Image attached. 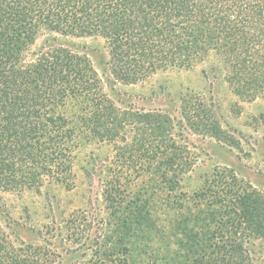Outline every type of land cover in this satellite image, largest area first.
I'll return each mask as SVG.
<instances>
[{"label": "trees", "instance_id": "1", "mask_svg": "<svg viewBox=\"0 0 264 264\" xmlns=\"http://www.w3.org/2000/svg\"><path fill=\"white\" fill-rule=\"evenodd\" d=\"M43 32L101 40L103 75L54 37L35 48ZM210 59L235 96L264 99V0H0V189L72 188L75 151L110 144L106 217L90 235L92 224L76 212L60 232L86 234L81 249H67L82 250L79 264H133L136 232L147 235L160 214L176 216L175 234L183 228L181 251L163 264H254L249 246L264 243V192L220 166L199 189L181 188L196 163L184 131L241 150L214 111L184 95L173 118L117 107L104 92L103 83L137 84ZM48 246L15 243L0 224V264H54Z\"/></svg>", "mask_w": 264, "mask_h": 264}, {"label": "rangeland", "instance_id": "2", "mask_svg": "<svg viewBox=\"0 0 264 264\" xmlns=\"http://www.w3.org/2000/svg\"><path fill=\"white\" fill-rule=\"evenodd\" d=\"M53 37L85 55L98 74L103 75L101 70L106 57L101 40L65 38L43 32L35 48L46 38ZM212 62L214 60L210 59V62L189 70L160 71L137 84L103 83L104 92L117 107L162 111L173 118L179 117L182 96L199 97L214 111L222 127L239 141L241 150L184 131L196 163L192 172L184 178L182 191L191 193L199 189L203 176L213 167L220 166L232 169L239 178L264 192V99L242 101L230 91L223 73L216 62ZM113 154L110 144L91 142L79 147L73 161L72 188L50 184L39 191L0 189V224L5 234L15 243L24 242L36 247L48 244L54 254V264H79L82 250L74 254L67 253V249H81L86 234L69 238L66 233L63 235L60 232L64 233L69 217L76 212L83 213L87 224H92L90 235L106 217L102 181ZM162 216L160 214L156 224H151L153 226L147 234L150 239L144 238L147 236L146 229L136 232L139 240L133 238L132 243L137 247L132 254L133 264H163V255L181 251L175 243L183 228L178 226L175 234L172 221L176 216ZM182 219L179 216V221ZM249 249L253 263L264 264V243L252 242Z\"/></svg>", "mask_w": 264, "mask_h": 264}]
</instances>
